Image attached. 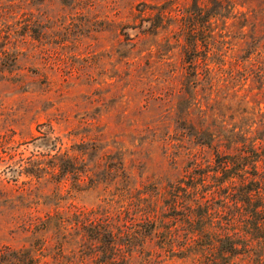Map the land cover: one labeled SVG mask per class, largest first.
Returning a JSON list of instances; mask_svg holds the SVG:
<instances>
[{
  "label": "rangeland",
  "instance_id": "1",
  "mask_svg": "<svg viewBox=\"0 0 264 264\" xmlns=\"http://www.w3.org/2000/svg\"><path fill=\"white\" fill-rule=\"evenodd\" d=\"M194 134L264 141V0H0V257L93 264L103 221L155 228L124 264H204L161 220Z\"/></svg>",
  "mask_w": 264,
  "mask_h": 264
},
{
  "label": "trees",
  "instance_id": "2",
  "mask_svg": "<svg viewBox=\"0 0 264 264\" xmlns=\"http://www.w3.org/2000/svg\"><path fill=\"white\" fill-rule=\"evenodd\" d=\"M187 46L189 51L198 47V38L192 30ZM198 135L194 134L198 145L213 149L212 160L201 170L202 165L194 161L187 166L183 178L168 189L164 202V209L174 214H165L161 220L178 221L177 225L183 227L187 236V245L179 248L200 255L204 264H241L246 259L251 264H261L264 259L263 138L233 139L235 148L227 154L213 145L211 134L210 138L207 134ZM231 143L227 142V148ZM212 199L220 202L210 206ZM82 229L86 257L93 259V264H124L128 256L144 246L141 239L150 236L155 228L125 233L114 231L102 221ZM158 245L172 247L171 242L165 241ZM0 264L37 262L29 253L24 257L8 254L0 257Z\"/></svg>",
  "mask_w": 264,
  "mask_h": 264
}]
</instances>
